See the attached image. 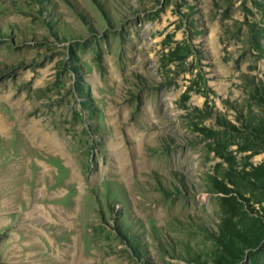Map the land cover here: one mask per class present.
<instances>
[{
	"label": "rangeland",
	"instance_id": "374dc122",
	"mask_svg": "<svg viewBox=\"0 0 264 264\" xmlns=\"http://www.w3.org/2000/svg\"><path fill=\"white\" fill-rule=\"evenodd\" d=\"M0 119V264H264V0H0Z\"/></svg>",
	"mask_w": 264,
	"mask_h": 264
},
{
	"label": "bare ground",
	"instance_id": "6f19581e",
	"mask_svg": "<svg viewBox=\"0 0 264 264\" xmlns=\"http://www.w3.org/2000/svg\"><path fill=\"white\" fill-rule=\"evenodd\" d=\"M2 124H3V122H2V120L0 119V127L2 126ZM2 127H4V126H2ZM1 127V128H2ZM1 130V129H0ZM4 131V130H3ZM40 136H42V135H40ZM45 138H46V136H45ZM39 139V138H38ZM34 141V140H33ZM45 141V140H44ZM47 142H49L51 145H53V142L51 141V140H47ZM41 146V145H40ZM42 146H44V145H42ZM46 146H49V145H46ZM53 147V146H52ZM46 150V149H45ZM43 175V174H42ZM46 176V175H45ZM42 181V180H41ZM39 182H40V180H39ZM39 196V195H38ZM41 196V195H40ZM42 198V197H41ZM35 199L37 200L38 198H36V197H31V200L33 201H35ZM34 203V202H33ZM36 203V202H35ZM28 204H32V203H28ZM39 206V205H38ZM37 205H31L30 207H32V213H36V214H38L39 216H40V214H39V212H40V209H39V207H38ZM41 208V207H40ZM49 209V208H48ZM31 210V209H30ZM43 213V212H42ZM24 214V213H23ZM25 215H26V213H25ZM24 215V216H25ZM44 215H45V213H44ZM31 216V215H30ZM26 217V216H25ZM35 217V216H34ZM33 217V219H35ZM41 217V216H40ZM44 216H42V218H43ZM59 217V216H58ZM65 218H67L66 216H65ZM22 219H24V217H22ZM28 219V218H27ZM32 219V218H31ZM41 219V218H40ZM29 221V220H28ZM28 221H27V223H28ZM36 220H34V221H32V222H35ZM23 222V221H22ZM24 222H25V219H24ZM30 222V221H29ZM39 222V221H38ZM37 223V222H36ZM30 224V223H29ZM29 224H28V227H29ZM22 225V224H21ZM20 226V225H19ZM23 226V225H22ZM36 226H38V225H36ZM24 228V227H23ZM22 228V229H23ZM30 228V227H29ZM19 229H21V228H19ZM24 229H26V228H24ZM34 229V228H33ZM35 230V229H34ZM33 230V231H34ZM37 230V229H36ZM29 231V230H28ZM25 232H26V230H25ZM30 232V231H29ZM28 232V233H29ZM32 233V232H31ZM35 233V232H34ZM30 235V234H29ZM34 235V234H33ZM36 238V237H35ZM25 246H27V245H25ZM24 246V247H25ZM18 247V246H17ZM27 250L29 251L30 249H29V247L27 248ZM30 256V255H29ZM24 257V256H23ZM17 258V257H16ZM19 258V257H18ZM21 258V257H20Z\"/></svg>",
	"mask_w": 264,
	"mask_h": 264
},
{
	"label": "trees",
	"instance_id": "16d2710c",
	"mask_svg": "<svg viewBox=\"0 0 264 264\" xmlns=\"http://www.w3.org/2000/svg\"><path fill=\"white\" fill-rule=\"evenodd\" d=\"M258 170H262L263 174H264V166L261 165V167H258Z\"/></svg>",
	"mask_w": 264,
	"mask_h": 264
}]
</instances>
